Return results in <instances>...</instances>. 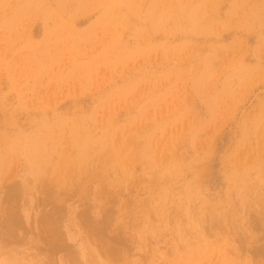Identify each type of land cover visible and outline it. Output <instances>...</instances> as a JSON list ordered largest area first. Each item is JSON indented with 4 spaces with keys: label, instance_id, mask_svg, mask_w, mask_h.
Instances as JSON below:
<instances>
[{
    "label": "rangeland",
    "instance_id": "rangeland-1",
    "mask_svg": "<svg viewBox=\"0 0 264 264\" xmlns=\"http://www.w3.org/2000/svg\"><path fill=\"white\" fill-rule=\"evenodd\" d=\"M0 264H264V0H0Z\"/></svg>",
    "mask_w": 264,
    "mask_h": 264
}]
</instances>
